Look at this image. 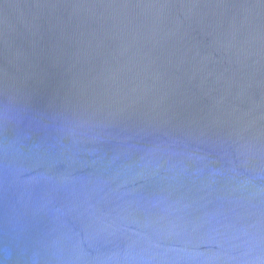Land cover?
Returning <instances> with one entry per match:
<instances>
[{"label":"water","instance_id":"water-1","mask_svg":"<svg viewBox=\"0 0 264 264\" xmlns=\"http://www.w3.org/2000/svg\"><path fill=\"white\" fill-rule=\"evenodd\" d=\"M0 264H264V0H0Z\"/></svg>","mask_w":264,"mask_h":264}]
</instances>
